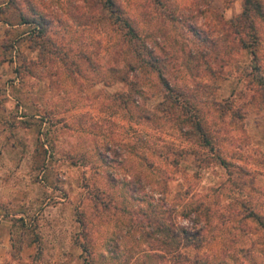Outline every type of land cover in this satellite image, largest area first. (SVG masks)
<instances>
[{"label": "rangeland", "instance_id": "rangeland-1", "mask_svg": "<svg viewBox=\"0 0 264 264\" xmlns=\"http://www.w3.org/2000/svg\"><path fill=\"white\" fill-rule=\"evenodd\" d=\"M100 1L0 0V264H264L262 72L218 22L243 0Z\"/></svg>", "mask_w": 264, "mask_h": 264}, {"label": "trees", "instance_id": "trees-1", "mask_svg": "<svg viewBox=\"0 0 264 264\" xmlns=\"http://www.w3.org/2000/svg\"><path fill=\"white\" fill-rule=\"evenodd\" d=\"M100 1V0H98ZM100 3L104 4L103 12L104 14L109 18L112 19V16L114 12L118 10L117 5L115 4L114 0H104L103 2L100 1ZM119 15V14H116ZM120 19V18H119ZM264 21V4L261 0H243V8L241 12L234 17H231L227 20L219 19L218 22L227 24L226 31H222V35H226L230 37V43L227 46H225L223 49L232 50L233 47L236 51L242 50V49H248L249 52L252 54V60L254 61V64L252 65V68L255 70L260 71V75L258 74V79L261 82L262 91L260 92L262 101L264 103V66L260 63V58H258V47L260 45V36L258 33V21ZM126 26V34H130L131 36H134L136 31L134 27L131 26V24L126 20L122 21ZM196 35L199 34V32H194ZM136 36V35H135ZM218 38H214L213 42H215ZM212 45V44H211ZM212 48H214V45H212ZM208 52L206 50L200 52L201 54H204ZM216 53V52H215ZM216 55V54H215ZM145 62V60L143 61ZM205 138V137H204ZM264 224V222H263ZM182 234L181 237V246H187V245H198L199 244V238L198 234L199 232L196 230V232H192V230L187 229L185 226H182ZM196 238L193 240V237ZM183 259L182 264H209L205 260L200 261L196 258H190L187 256V254H182ZM202 260V259H201Z\"/></svg>", "mask_w": 264, "mask_h": 264}, {"label": "crops", "instance_id": "crops-1", "mask_svg": "<svg viewBox=\"0 0 264 264\" xmlns=\"http://www.w3.org/2000/svg\"><path fill=\"white\" fill-rule=\"evenodd\" d=\"M6 191H8V195L5 197V201H7V203L9 202L10 204L14 203L15 205V210H7L5 212L0 213V227H2V229L0 230L2 233H0V240H2V243L5 245V247H9L10 246V242H9V233H8V226L9 223L12 222L13 217L15 216H19V210H18V206H19V183H15V184H9L6 187ZM14 191L15 194H10V192ZM9 199V200H8ZM9 222V223H8ZM8 223V224H7ZM6 231V234L3 231Z\"/></svg>", "mask_w": 264, "mask_h": 264}]
</instances>
